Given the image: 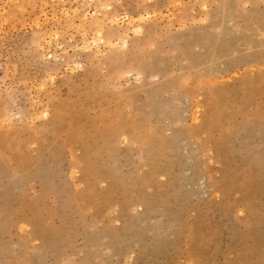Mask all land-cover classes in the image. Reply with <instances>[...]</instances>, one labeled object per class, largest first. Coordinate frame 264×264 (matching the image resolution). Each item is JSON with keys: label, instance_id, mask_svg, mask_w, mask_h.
Returning a JSON list of instances; mask_svg holds the SVG:
<instances>
[{"label": "rangeland", "instance_id": "374dc122", "mask_svg": "<svg viewBox=\"0 0 264 264\" xmlns=\"http://www.w3.org/2000/svg\"><path fill=\"white\" fill-rule=\"evenodd\" d=\"M0 264H264V0H0Z\"/></svg>", "mask_w": 264, "mask_h": 264}]
</instances>
